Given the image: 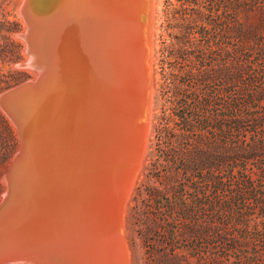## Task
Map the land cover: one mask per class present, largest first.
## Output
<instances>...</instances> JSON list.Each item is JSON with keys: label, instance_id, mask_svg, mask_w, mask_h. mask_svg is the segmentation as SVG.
Listing matches in <instances>:
<instances>
[{"label": "rangeland", "instance_id": "obj_1", "mask_svg": "<svg viewBox=\"0 0 264 264\" xmlns=\"http://www.w3.org/2000/svg\"><path fill=\"white\" fill-rule=\"evenodd\" d=\"M23 1L0 0V93L36 76ZM152 3L147 145L124 210L129 263L264 264V0ZM15 124L0 106V203L22 146Z\"/></svg>", "mask_w": 264, "mask_h": 264}, {"label": "bare ground", "instance_id": "obj_2", "mask_svg": "<svg viewBox=\"0 0 264 264\" xmlns=\"http://www.w3.org/2000/svg\"><path fill=\"white\" fill-rule=\"evenodd\" d=\"M152 1H23L36 78L0 98L22 137L0 264L131 263L124 210L147 145Z\"/></svg>", "mask_w": 264, "mask_h": 264}, {"label": "water", "instance_id": "obj_3", "mask_svg": "<svg viewBox=\"0 0 264 264\" xmlns=\"http://www.w3.org/2000/svg\"><path fill=\"white\" fill-rule=\"evenodd\" d=\"M25 65L31 66V62H30V61L25 62ZM35 78H36V77H35ZM32 80H33V79H30V80H28V81H26V82H23V83H21V84H19V85H17V86H14V87H12V88H9V89L3 91L2 93H0V96H1L0 98H2L3 96H7V95H9L10 92H11L13 89L18 88L20 85H24V84H26V83H29V82L32 81Z\"/></svg>", "mask_w": 264, "mask_h": 264}]
</instances>
